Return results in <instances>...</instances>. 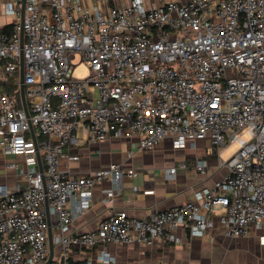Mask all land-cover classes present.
Instances as JSON below:
<instances>
[{
    "label": "built area",
    "instance_id": "2783aa9c",
    "mask_svg": "<svg viewBox=\"0 0 264 264\" xmlns=\"http://www.w3.org/2000/svg\"><path fill=\"white\" fill-rule=\"evenodd\" d=\"M117 1L5 5L13 22L9 32L0 28V151L21 160L8 163L21 181L14 191L0 184V264H45L49 227V264H72L74 251L107 243L179 242L178 228L193 237L210 228L244 237L264 227V0ZM77 56L86 77L73 75ZM111 138L132 140L128 157L166 138L175 149L209 140L228 173L198 189L195 200L143 218L115 210L96 229L72 233L98 182L113 183L105 196L113 203L123 177L137 172L112 163L88 175L66 173L65 148ZM179 167L190 166H170L166 177ZM192 167L205 172L207 160ZM98 261L85 264H120L105 250Z\"/></svg>",
    "mask_w": 264,
    "mask_h": 264
},
{
    "label": "crops",
    "instance_id": "0c3cea01",
    "mask_svg": "<svg viewBox=\"0 0 264 264\" xmlns=\"http://www.w3.org/2000/svg\"><path fill=\"white\" fill-rule=\"evenodd\" d=\"M8 0H0V28L12 25V16L6 13ZM114 6L117 0H102ZM165 0H145L147 5H159ZM128 138H111L104 142H84L65 148L69 155L61 162V170L77 176L88 175L94 170L112 163L119 164L125 171L134 169L137 174L124 176L113 203L105 196L113 189L111 181L98 182L94 188L91 206L71 224V232L82 234L98 227L115 210H125L138 218L149 216L155 210H164L195 200L198 189L213 188L228 173L220 165L217 153L209 140H199L195 149H175L171 138L159 142L151 151L127 153L132 145ZM207 160L205 172L194 169L196 159ZM19 161L0 151V184L16 190L21 181L17 169L8 166ZM185 161L189 168H178L174 178L168 179L166 168L179 166ZM175 234L179 242L158 241L149 246L143 243H107L93 249L76 250L70 257L72 264H85L89 258L98 261L101 250L114 256L120 264H264V227L256 228L249 236L230 237L215 228L208 229L201 236H191L185 228H178ZM59 254V250H57Z\"/></svg>",
    "mask_w": 264,
    "mask_h": 264
},
{
    "label": "water",
    "instance_id": "95a60500",
    "mask_svg": "<svg viewBox=\"0 0 264 264\" xmlns=\"http://www.w3.org/2000/svg\"><path fill=\"white\" fill-rule=\"evenodd\" d=\"M24 6V2L22 3V9ZM23 38H24V33L23 30L21 31V45L23 43ZM23 58L21 57V69H20V92H21V97H22V103H23V108L26 111L27 115H29V109H28V104H27V100H26V96H25V86H24V78H23ZM31 133L33 138L35 139V131L34 128L31 127ZM36 141V139H35ZM40 163V168L42 170V163L41 160H39ZM47 221L50 224V216L49 213L47 212ZM49 241H50V247H51V253L49 258L47 259V261L45 262V264H49L52 261V257H53V251H54V244H53V240H52V232H51V228L49 227Z\"/></svg>",
    "mask_w": 264,
    "mask_h": 264
},
{
    "label": "rangeland",
    "instance_id": "374dc122",
    "mask_svg": "<svg viewBox=\"0 0 264 264\" xmlns=\"http://www.w3.org/2000/svg\"><path fill=\"white\" fill-rule=\"evenodd\" d=\"M13 21V17L11 19V22ZM74 71H73V75L74 77H77V78H83V77H86L89 73V69L88 67L86 66V64L80 60V58L77 56L75 59H74ZM237 144L234 143L232 144L230 147H228L226 150H224L222 152V158L224 160H227L231 154L235 151V149L237 148Z\"/></svg>",
    "mask_w": 264,
    "mask_h": 264
},
{
    "label": "trees",
    "instance_id": "16d2710c",
    "mask_svg": "<svg viewBox=\"0 0 264 264\" xmlns=\"http://www.w3.org/2000/svg\"><path fill=\"white\" fill-rule=\"evenodd\" d=\"M11 28H12V25H7L6 27L3 28L4 31H11ZM18 87V84L17 83H13L12 85H9L8 89L9 90H13V89H16Z\"/></svg>",
    "mask_w": 264,
    "mask_h": 264
}]
</instances>
